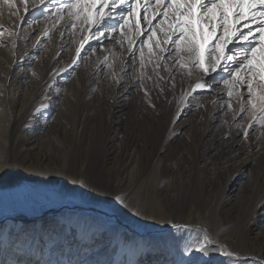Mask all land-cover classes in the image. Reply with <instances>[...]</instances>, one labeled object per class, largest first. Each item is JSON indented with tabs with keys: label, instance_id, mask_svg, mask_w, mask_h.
Segmentation results:
<instances>
[{
	"label": "bare ground",
	"instance_id": "6f19581e",
	"mask_svg": "<svg viewBox=\"0 0 264 264\" xmlns=\"http://www.w3.org/2000/svg\"><path fill=\"white\" fill-rule=\"evenodd\" d=\"M3 4H0V18H3ZM146 5H150L148 7L149 15L153 14L155 8L153 0H142L141 5L136 9L137 19L135 17L134 22L140 20L139 15ZM58 6L59 4L54 0H45L44 4H41L40 0H11L9 7L14 9V16L17 18L11 23L13 28L10 27V29H14V42L10 48L6 70L2 65L0 66V71L5 74L4 78L1 75L0 79V96H2L0 103L5 104L7 102L9 105L7 111H9L11 117L6 129L9 130L11 138L14 137L15 133L17 139L15 147L23 154H27V146L31 144L36 130L25 126L28 125L26 122L28 123V120L33 118L31 110L33 105L40 98L51 96L58 100L61 97L65 87L64 82L73 75L82 63L83 59L76 56L75 48H81L83 37H88V42L84 44V48H87L88 43L95 45V41L91 37V29L81 31V28H87V26L82 24L81 20L77 19L75 15L70 17L66 11L58 15L56 12ZM197 11L199 12V9ZM157 19L159 17L153 19V24H156ZM30 21H34L35 25L27 34L22 30V27ZM196 24L197 39L201 44V52L205 57V62H207L208 44H211L215 37L211 36L208 30H202L199 17H197ZM1 25L3 24L0 23V30L3 28ZM141 28L143 29V24H141ZM38 30H40L38 36L29 44L33 33ZM137 39L143 38L139 36ZM204 40H208V44H204ZM47 43L46 52L42 53ZM67 46H69L68 50L71 56L74 55L73 60L77 61L75 65L72 63L73 60L66 59L67 55L64 48ZM119 46V44L109 43L105 40L100 48L92 52L100 54L101 58L94 68L90 67V69L92 68L91 77H95L93 81L98 80L99 85L101 83L98 92H102L106 86L104 84H107L104 77L109 70H105L107 69L105 65L110 62L112 54L115 53L120 57L121 48ZM133 46L137 45L134 44ZM84 48H81V56H84ZM125 57L120 67V73L125 72L124 74L130 76L131 82L128 86H131L138 80L140 73L144 71L140 66V56H136L133 67H128V64L132 63L128 54ZM0 60L5 62L6 57L0 55ZM189 65L191 67V64ZM25 67L34 72L33 80L31 85L25 83L29 101L25 102L17 112L15 111L18 105L17 99L21 93L20 89L15 90V86L28 80V76L24 75L25 70L23 69ZM122 67L124 71H121ZM82 71L83 69L80 68L76 71V75L74 74V78L77 79L76 92L79 97H83L86 90L84 81L82 80L79 83L81 81L79 76ZM190 72L194 83L187 91L178 93L182 94L179 100L181 103L180 112L174 118L165 117L166 119L163 121L160 131L152 133L154 145L148 151L144 146L147 143L141 146V142L135 140L133 135L129 133L128 125H122L120 120L115 119V115H123L122 112H124L125 106H121L120 103L130 91V89L117 91L118 84L123 80V77L118 76V80H116L119 83H117L118 86L113 92L114 95L117 94L113 97L112 102L108 104L109 125L105 140L100 148V152L102 151L104 154L101 163L106 171H110V173H107V177L112 179L111 182H114L116 194L122 192L126 184L131 191L134 189L136 191L133 193L126 191L127 193L122 195L126 196L131 193L125 200L128 208L120 207L113 200L115 194L106 188H86V193L96 200L91 201L92 204L94 202L100 210L108 214L112 213L115 217L122 218L126 223L132 224L136 231L132 232L124 226H112V228L110 227V238L106 240V238L94 234L95 232L87 223H82L79 228L77 227V230H74L70 224H61L60 222L48 225L43 221V216H39L37 223L31 228L26 229L23 228L24 226H20L13 231V216L9 215L7 219L0 222V264H264V240L260 241L259 234L253 236L255 230L249 228L252 220L264 217V199L256 206L252 214L246 217V222H248L245 231L246 243L242 245L235 241L237 238L233 235L231 223L222 218L223 213L229 206L230 194H233L236 188L235 181L231 182L222 191L223 194L218 197L215 203V207L221 215L218 224L211 225L207 221H202L199 215H202L205 208L201 209L202 207H198L197 204L190 206L186 201H182L173 207V202L177 200L179 195L178 184L194 174L199 175L201 173L202 164L204 163L200 154L201 144L216 121L213 114L216 106H219L227 96L226 85L224 86L219 76L217 77L219 84L213 85L214 88H218L217 91L207 89L192 91L196 83L203 82L201 77L204 74L197 71L199 73L197 76L194 73L195 71L189 70L188 73ZM220 75L226 76V73ZM124 91H127V95ZM189 93L191 94L189 95ZM211 93L209 108L197 116L194 127H191L187 134V143L179 145L174 153L169 155L167 149L172 141L178 135L183 134L181 122L187 116L186 111L190 101L200 95H210ZM102 95V93H99L98 100L101 99ZM220 108H217V110ZM117 109L120 110L119 113L115 112ZM7 111L6 109L1 110L0 117H8ZM84 119L86 118L76 121L77 129H82ZM234 119L232 120L234 121ZM47 125L48 122L46 121L41 123L40 129L46 128ZM231 127V123H227L223 127L222 133L230 132ZM111 132L115 134L113 138ZM145 132L146 128L144 129ZM118 136L121 138H117ZM248 142L251 141L244 139L240 132L232 135L227 142L229 152L224 160V169L234 168L236 175L239 176L243 170L251 165L258 155V151L250 147L251 143ZM97 145V141H93L90 145L93 156L90 160L92 168L88 174L92 177L96 171L93 170V167L100 161L96 156L99 151ZM110 148H113L111 153H109ZM262 150L264 151V144ZM27 155L29 156V154ZM110 155L114 156L112 163L107 159ZM123 162H129V165L133 162L135 165L134 167L131 165L133 169L131 168L132 171L128 176L121 178ZM4 167L0 160V169ZM73 186L72 190L84 194L78 191L81 189L79 185L74 184ZM133 213L138 214L134 215ZM76 214L74 208L70 207V217L76 218ZM131 217L137 220V224H133ZM173 220L186 227L179 232L175 231L169 223ZM104 221L99 219L98 223L100 222L105 227L106 223ZM11 231L13 232L11 233ZM158 233L163 235L158 237ZM198 242L208 245L207 255L202 256L199 253H188L186 255L179 252L181 245H195ZM132 244L136 246L133 249H128L127 247ZM125 247L126 249H124ZM247 252L254 255L251 263H248L245 258H238V254ZM228 253H233V255L230 256Z\"/></svg>",
	"mask_w": 264,
	"mask_h": 264
},
{
	"label": "rangeland",
	"instance_id": "374dc122",
	"mask_svg": "<svg viewBox=\"0 0 264 264\" xmlns=\"http://www.w3.org/2000/svg\"><path fill=\"white\" fill-rule=\"evenodd\" d=\"M4 2L5 0H0V4ZM2 6L3 18H0V23L3 24L1 25L3 28L0 30V55H4L6 61L3 62V60H0V66L2 65L4 70H6L7 60L9 59V53L11 51L10 48L14 42V29H10V27L13 28L11 23H13V20L17 17L14 16V9L12 7L11 9L9 8L10 3H5ZM259 8L260 6L257 5V9ZM244 12L246 16L251 15L247 6L244 8ZM135 17L137 19V15L130 18V24L128 25L129 29H132L133 32L135 29L133 30L132 23ZM218 17L219 13H217V18L213 21H209L207 17L200 20V24H203L202 30L206 29L210 32L209 25L215 24V32L219 35L222 30L219 26ZM139 19L144 27L142 11L139 15ZM238 19L240 18L234 14L230 16L228 21L230 29H235L237 27L236 21ZM240 22L243 23V20ZM34 25V21L27 22L23 25L22 30L28 34ZM165 31H168L167 23L159 25L156 29V36L154 39H161ZM39 32L40 30L33 33L29 44L36 39ZM141 36L143 39L147 38L144 33ZM47 45L48 43L45 44L42 53L46 52ZM150 45L151 42L143 46L145 66L142 69L144 72L140 73L138 80L131 86H128L131 82L130 76L124 74L125 72L120 73V67L128 53L119 46L122 51H120V57L115 53L112 54L110 62L105 65V68H107L105 70H109V72L107 71L105 74L104 78L107 84H104V86H106L102 92H98L101 83L99 85L97 82L98 80L93 81L95 77H91L92 68L101 60L100 54L91 52L88 54L89 56L87 55L85 57L86 59L84 58L82 60V63H80L79 68L76 70L78 71L80 68L83 69L82 74L80 73L79 76L81 79L79 83H81L82 80L85 83L86 90L83 97H79L76 92L77 79L74 77L77 72L75 71L73 75L64 82L63 85L65 87L58 100L51 96L38 99L31 109L33 118L28 120V123L26 122L28 125H25L32 130L34 128L36 129L31 144L27 146V154H29V156L21 153L15 147L17 141L16 135L14 133V137L11 138L9 130L6 129L11 117L9 111H7L9 105L7 102H5V104L0 103V111L6 109L8 114V117H0V160L3 166H5L0 169L2 170L0 171V222L7 219V216L12 215L14 218L13 231L20 226H24L23 228L26 229L31 228V226L37 223L39 216H43V221L48 225L60 222L61 224H70L74 230H77L82 223H87L92 231L95 232L94 234L100 235L99 237H104L106 240L110 238L112 226H124L132 232L136 231L132 224L126 223L122 218L115 217L112 213L108 214L100 210L96 203L93 202L92 204L91 201L96 200L92 199L90 195H87L86 188L96 189L98 187H103L110 190V192H113L115 195H123L129 191L131 193L136 191V189L131 191L130 187L126 184L124 185V190L116 194L114 182H111L112 179L107 177V173H110V171H106L101 163L104 154L102 151L100 152V148L105 140L109 125L108 104L111 103L114 99L113 97L116 96L117 93L114 95L113 91L116 90L118 85L119 88L117 91L119 90V92H121L126 89H130V91L128 95L127 91H124L127 96H125L120 103L121 106H125L124 112H122L123 115H115V119L120 120L122 125H128L129 133L133 135L135 140L141 142V146L147 143L144 146L148 151L151 150L154 145V136L152 133L160 131L161 125L166 119L165 117L174 118L180 112L181 103L179 100L182 94L178 93L187 91L194 83L191 79L192 76L188 73L189 70H192V66L190 67L189 64L184 68H179V66L173 67L172 62L167 61L168 67H164L165 61L161 60L159 62L161 66L155 67L157 61L155 59H151L150 61L149 58V48L152 47V45ZM68 47L69 46L64 48V52H66L65 54L67 55L66 59L72 61L74 55L71 56ZM133 47L135 48L137 46ZM155 51V48L152 47L153 56L155 55ZM225 53L230 54L227 52V49ZM166 55L167 52L165 53V57ZM137 56H140L139 52H137ZM137 62L139 61L137 60ZM109 64L112 65L111 68L108 66ZM90 67L92 68L90 69ZM23 70H25L24 75L26 74V76H28V80L24 81V83L16 84L15 86V90L20 89L21 93L20 97L17 99L18 101L16 100L18 105L15 111L17 112L25 102L29 101L25 83L31 85L34 74L30 68L25 67ZM241 72H243V70H241ZM2 73L3 72L0 71V79L1 75H3L2 78H4L5 74ZM194 73L197 76L199 74L197 71ZM118 76H122L123 80L117 85L116 80H118ZM237 79H240V77L238 76ZM243 79L247 80L248 77H243ZM253 87L257 96H259L260 83L254 80ZM225 88H227V96L219 106H216L213 112L216 121L208 136L201 144L200 154L204 160L200 171L201 173L199 175L194 174L178 184L179 195L177 200L173 202V207L176 206L178 202L182 201H186L190 206L197 204L198 207H202L201 209L205 208L202 215H199L202 221H207L211 225L215 223L218 224L221 215L218 213L215 203L218 197L223 194L222 191H224L231 182L235 181L236 188L233 194H230L229 206L223 213L222 218L231 223L233 227L231 230L233 231V235L237 238L235 241L242 245L246 243L245 231L248 226L246 217H248V215L250 216L256 206L264 199V151L262 150L264 144V119L260 118L264 116V112L260 111L262 106L260 103H257L256 108H253L248 103L249 93L246 83H240L232 89H229L228 86H225ZM229 90L233 92L231 97L228 96ZM99 93L103 95L101 99L98 100L97 97ZM210 96H212V93L210 95H200L190 101L186 111L187 116H185L181 122V131L183 134L178 135L174 141H172V144L167 149L169 155L174 153L176 147L187 143V134L189 133V129L194 127L197 116L209 108ZM0 97V101H2V96ZM229 105L231 106L229 107ZM217 108L220 109L217 110ZM119 111L120 110L117 109L115 112L119 113ZM46 117L48 118L45 120ZM84 117L86 119H84L85 122L82 129H77L78 125L76 121ZM233 118H235L234 121L232 120ZM45 121L48 122V125L41 130V123ZM227 123H231V131L222 133L223 127ZM145 128L146 132L144 133ZM236 132H240L244 139L250 140L251 142H248L251 143L250 147L258 151V155L251 165L243 170L239 176L236 175L234 168L224 169V160L229 152L227 142ZM245 133H247V135H245ZM114 136L115 134L111 132V137L113 138ZM117 138H119V136ZM93 141H97L99 151L96 156L100 161L93 167V170L96 171L92 177L88 172L92 168L90 160L93 156V152L90 145ZM112 150L113 148H110L109 153H111ZM113 157V155H110L107 159L112 163V161H114ZM128 163L129 162H123L122 164L123 172L121 178L126 175L128 176L133 169L132 166L134 167L135 165L133 162L130 165ZM80 179L86 180V187L82 188L80 186ZM74 184L79 185V188L82 190L79 189L78 191L84 194L72 190ZM127 187L130 190L126 189ZM131 193L124 197L127 198ZM70 207H73L76 211V218L70 217ZM131 218L133 224H137V220L133 217ZM99 219L105 220V227L101 225L100 222L98 223ZM250 224L249 228L255 230V232L253 231V236L259 234V239L262 242V240H264V217L258 220H252ZM13 231H11V233ZM161 235L163 234L158 233V237ZM221 243L224 244L223 242ZM135 246V244H132L127 248L133 249ZM184 246L185 245L180 246L179 252L187 255L188 253L183 251ZM124 249H126V247ZM100 250L102 249L100 248ZM238 258H245L248 263H251V259L254 258V255L251 252L241 253L238 254Z\"/></svg>",
	"mask_w": 264,
	"mask_h": 264
},
{
	"label": "snow or ice",
	"instance_id": "6c2138e0",
	"mask_svg": "<svg viewBox=\"0 0 264 264\" xmlns=\"http://www.w3.org/2000/svg\"><path fill=\"white\" fill-rule=\"evenodd\" d=\"M5 2L11 3V0H5ZM54 2L59 4L56 8L58 15L66 11L70 17L75 15L82 24L87 26V28H81V31L91 29V37L95 45L88 43L87 48H84L88 37H83L81 48H84V56H81V48H77V57L84 59L89 52H95L107 40L109 43L119 44L129 54L132 63L128 64V67L134 66L137 52H139L140 66L143 68L145 66L143 46L151 42L156 51L153 56L152 47H150L149 58L150 61L151 59L157 61L155 67H160L159 62L164 60V67H168L167 61H171L173 67L179 66V68L191 64L193 71L204 74L201 77L203 82L196 83L192 91L196 89L217 91L218 88H214L213 85L219 84L218 76L229 89L240 83H246L249 93L248 103L253 108L260 103L262 105L260 111L264 112V0H153L155 4L153 14L149 15L150 5H146L142 9L144 27L142 29L141 23L135 21L132 23L134 32L130 31L128 25L130 18L136 15V9L141 5L142 0H54ZM40 3L44 4L45 0H40ZM257 5L260 6L259 9ZM245 6L251 12L250 16L245 15ZM217 13H219V26L222 31L217 35L215 24L209 25L210 35L215 39L211 44H208V40L203 41L204 44H208L207 63H205L201 44L197 39L196 20L197 17L200 20L207 17L209 21H213L217 18ZM233 14L240 19L236 21L237 27L230 29L228 21ZM157 17L159 19L154 25L153 19ZM241 20L243 23L240 22ZM165 23H167L168 31L163 33L161 39L155 40L156 29ZM200 27L203 28V24ZM142 33L146 34L147 38L137 39ZM134 44L137 45L135 50ZM225 49L230 54H226ZM105 59L107 60V57ZM72 63L75 65L77 61L73 60ZM108 66L112 67L111 64ZM121 71H124L123 67ZM221 73H226V76H221ZM238 76L240 79H237ZM243 77L248 79L244 80ZM254 80L260 83L259 96L253 87ZM232 95L233 92L229 90L228 96ZM260 118L264 119V116ZM86 183L84 179L79 180L82 188L86 187ZM113 200L120 207L128 208L124 196L117 194ZM169 223L178 232L186 227L174 220ZM183 251L199 253L203 256L208 254L209 249L206 243L198 242L195 245L186 244ZM228 255L231 256L233 253Z\"/></svg>",
	"mask_w": 264,
	"mask_h": 264
},
{
	"label": "water",
	"instance_id": "95a60500",
	"mask_svg": "<svg viewBox=\"0 0 264 264\" xmlns=\"http://www.w3.org/2000/svg\"><path fill=\"white\" fill-rule=\"evenodd\" d=\"M13 220H14V218H13Z\"/></svg>",
	"mask_w": 264,
	"mask_h": 264
}]
</instances>
